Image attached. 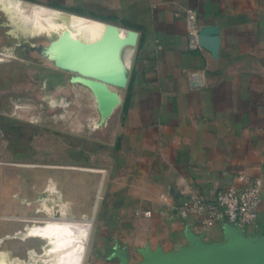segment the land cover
Instances as JSON below:
<instances>
[{
    "label": "crops",
    "instance_id": "crops-1",
    "mask_svg": "<svg viewBox=\"0 0 264 264\" xmlns=\"http://www.w3.org/2000/svg\"><path fill=\"white\" fill-rule=\"evenodd\" d=\"M21 1L46 35L63 27L59 10L78 15L74 29L108 21L140 35L108 124V196L86 264H238L210 254L264 264V189L256 225L204 232L174 213L193 194L214 201L240 175L264 181V0ZM207 26L220 30L218 55L192 43Z\"/></svg>",
    "mask_w": 264,
    "mask_h": 264
},
{
    "label": "rangeland",
    "instance_id": "rangeland-1",
    "mask_svg": "<svg viewBox=\"0 0 264 264\" xmlns=\"http://www.w3.org/2000/svg\"><path fill=\"white\" fill-rule=\"evenodd\" d=\"M12 34L26 40L39 38L19 29ZM14 50L19 58L34 61L36 57ZM66 78L52 64H0V254L11 264H80L85 229L44 223L68 218V213L77 220H93L88 221L93 230L86 264L100 224L108 196L107 167L114 150L110 126L83 136L51 123L22 120L14 107L33 100L45 106L46 116L61 114L63 109L55 102L75 97L74 90L64 86H69ZM51 94L54 99L49 101ZM56 197L69 209L62 211L68 217L56 219L47 212L46 201Z\"/></svg>",
    "mask_w": 264,
    "mask_h": 264
},
{
    "label": "water",
    "instance_id": "water-1",
    "mask_svg": "<svg viewBox=\"0 0 264 264\" xmlns=\"http://www.w3.org/2000/svg\"><path fill=\"white\" fill-rule=\"evenodd\" d=\"M8 2L9 0H0V50H23L29 57L36 54V57H32L36 63L52 64L58 71L68 75L65 83H69V86L65 84L66 89H74L78 84L87 87L95 97L100 113L95 130L107 128L109 121L123 104L121 92L128 88L132 70V59L128 60L126 55L131 52L133 57L138 47L139 33L116 23L100 21L101 32L96 37H84L71 23L73 16L78 15L59 10L66 19L63 27L53 35L26 40L12 34L6 13ZM199 43L213 55H218L221 49L219 28L207 26L202 29ZM46 202V209H49L47 212L56 219L62 217L63 209H68L59 202L58 197ZM209 256L243 264L230 255ZM0 264L11 263L6 255L0 254Z\"/></svg>",
    "mask_w": 264,
    "mask_h": 264
},
{
    "label": "bare ground",
    "instance_id": "bare-ground-1",
    "mask_svg": "<svg viewBox=\"0 0 264 264\" xmlns=\"http://www.w3.org/2000/svg\"><path fill=\"white\" fill-rule=\"evenodd\" d=\"M36 6L29 3H24L21 0H9L6 5V13L8 20L14 29H19L27 34H34L41 38L46 36L45 32L40 31V22L36 17L31 15L33 9ZM57 26L52 27L51 31L47 35H53L58 30ZM102 29V22L93 21L90 28H76L75 30L84 37L92 38L96 37ZM127 59H132V53H127ZM21 63L25 66L36 67L39 64L33 61H29L23 58H19L15 50L3 51L0 53V64L5 63ZM75 97L71 100L63 97L55 103L63 109V112L54 116H46L44 113L45 106L29 100L30 103L26 105L15 104V109L18 110L17 117L22 120H27L36 124L51 123L58 128L80 134L83 136H92L96 130L95 126L100 120V113L98 110L97 102L91 91L81 85L74 86ZM123 93V91L121 92ZM53 94L48 96L49 101L53 100ZM69 210V209H63ZM62 216H65L64 212ZM68 217V216H65ZM89 220H77L71 217L65 219H59L57 221L45 220V224L53 226H71L85 229V241L83 244V256L80 264H85L87 251L90 245V237L92 235V224L88 223Z\"/></svg>",
    "mask_w": 264,
    "mask_h": 264
},
{
    "label": "built area",
    "instance_id": "built-area-1",
    "mask_svg": "<svg viewBox=\"0 0 264 264\" xmlns=\"http://www.w3.org/2000/svg\"><path fill=\"white\" fill-rule=\"evenodd\" d=\"M188 19L191 28L197 30L195 10H188ZM193 37L192 43L196 45L199 34L196 33ZM263 189L262 179L240 175L238 182L221 190L214 201L193 194L187 203L175 207L174 213L181 219L196 220L204 232L223 222L240 228L256 225Z\"/></svg>",
    "mask_w": 264,
    "mask_h": 264
},
{
    "label": "flooded vegetation",
    "instance_id": "flooded-vegetation-1",
    "mask_svg": "<svg viewBox=\"0 0 264 264\" xmlns=\"http://www.w3.org/2000/svg\"><path fill=\"white\" fill-rule=\"evenodd\" d=\"M23 59H25V58H23ZM26 60H29V59H26ZM29 61H31V60H29ZM34 62V61H33Z\"/></svg>",
    "mask_w": 264,
    "mask_h": 264
}]
</instances>
